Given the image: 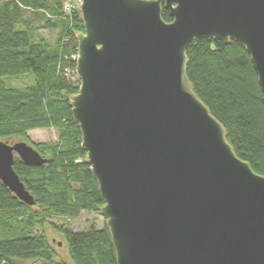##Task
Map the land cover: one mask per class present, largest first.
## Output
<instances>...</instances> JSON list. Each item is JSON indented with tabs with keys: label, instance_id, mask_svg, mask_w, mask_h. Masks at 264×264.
<instances>
[{
	"label": "water",
	"instance_id": "1",
	"mask_svg": "<svg viewBox=\"0 0 264 264\" xmlns=\"http://www.w3.org/2000/svg\"><path fill=\"white\" fill-rule=\"evenodd\" d=\"M80 2L70 105L116 264H264V177L236 157L185 74L195 39L234 40L264 94V0ZM14 155L46 160L0 140V181L33 206Z\"/></svg>",
	"mask_w": 264,
	"mask_h": 264
},
{
	"label": "trees",
	"instance_id": "2",
	"mask_svg": "<svg viewBox=\"0 0 264 264\" xmlns=\"http://www.w3.org/2000/svg\"><path fill=\"white\" fill-rule=\"evenodd\" d=\"M62 4L0 0V140L26 142L46 160L33 167L14 155L13 170L33 206L0 181V264H116L105 218L101 228L69 227L82 212L101 216L104 201L70 105L80 85L72 56L83 22L79 8L68 17ZM161 18L173 20L163 4ZM36 29L58 30L55 41L35 38ZM65 69L73 75H65ZM185 74L194 94L223 126L236 157L264 177V94L245 47L234 40L195 39L185 51ZM19 78L32 82L12 86ZM35 129L55 130L56 141L32 143L28 132ZM54 220L65 225L56 226ZM46 228L66 242L68 261L58 258V242Z\"/></svg>",
	"mask_w": 264,
	"mask_h": 264
},
{
	"label": "rangeland",
	"instance_id": "3",
	"mask_svg": "<svg viewBox=\"0 0 264 264\" xmlns=\"http://www.w3.org/2000/svg\"><path fill=\"white\" fill-rule=\"evenodd\" d=\"M58 30L48 31L43 29H36L35 30V38H38L39 36H43L46 39H48L51 43L55 41V37L57 35ZM4 80V79H3ZM7 82L6 80H4ZM32 81L29 79H16L11 82L12 86L22 88L26 86L27 84H31ZM8 85V84H7ZM28 137L32 143L37 142H53L57 139V133L53 129H35L28 132ZM10 143H15L11 141ZM53 223L56 226L65 225V222L63 220H54ZM90 225H95L97 228H101L103 226V217L96 215L92 212H82L76 219L70 221L69 227L72 230L76 231H82L89 228ZM47 234H49V238L55 239L56 242L61 243L60 246H58L54 242V248L57 250L58 258L64 261H68L67 258V244L65 241H63L62 237L59 233L53 232L51 229L46 228Z\"/></svg>",
	"mask_w": 264,
	"mask_h": 264
},
{
	"label": "built area",
	"instance_id": "4",
	"mask_svg": "<svg viewBox=\"0 0 264 264\" xmlns=\"http://www.w3.org/2000/svg\"><path fill=\"white\" fill-rule=\"evenodd\" d=\"M63 4H62V10L65 16L70 17L72 15V13H74V11L76 9L79 8L80 6V0H62ZM72 60L77 61V54L72 56ZM65 75H67L68 77L72 76L73 73L69 72L68 70L65 69ZM74 73L76 74V66H75V71Z\"/></svg>",
	"mask_w": 264,
	"mask_h": 264
}]
</instances>
